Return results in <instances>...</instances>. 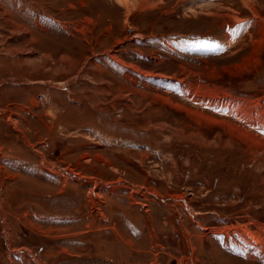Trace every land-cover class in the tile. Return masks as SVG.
<instances>
[{
  "label": "rangeland",
  "instance_id": "1",
  "mask_svg": "<svg viewBox=\"0 0 264 264\" xmlns=\"http://www.w3.org/2000/svg\"><path fill=\"white\" fill-rule=\"evenodd\" d=\"M0 264H264V0H0Z\"/></svg>",
  "mask_w": 264,
  "mask_h": 264
},
{
  "label": "crops",
  "instance_id": "2",
  "mask_svg": "<svg viewBox=\"0 0 264 264\" xmlns=\"http://www.w3.org/2000/svg\"><path fill=\"white\" fill-rule=\"evenodd\" d=\"M62 85H60V86H58L57 88L59 89L60 87H61ZM67 89H68V87H66V89H65V87H61V90L62 91H65V93L67 92ZM21 91L23 92L24 91V89H21ZM62 91H59V95L61 94V95H63L64 94V92H62ZM54 93H56V95H57V92H54ZM50 99H49V101L47 102V104H45V107H47L46 108V110H47V112L49 113V110L51 111V113H50V115H55L54 117H57V115L59 114V113H62V111H61V108H60V106H59V103H58V101L57 100H55L54 99V97H52V95L49 97ZM53 98V99H52ZM56 107H59V112L57 113V114H55V112H54V110H52L53 108H56ZM89 114H91V117H89L90 119H89V121L91 120V122H95L96 124H94V123H90V122H86V123H83V125L85 124V125H91V126H96L97 127V130L96 129H94V131L95 132H100L101 133V131L99 130L100 128L101 129H104L103 127L104 126H107L108 125V120L106 119V117H104V116H99L98 114H95V113H93V112H88L87 111V113H86V115H89ZM61 117V119H63L62 118V115L60 116ZM99 117H102V119L100 120L99 119ZM105 119H104V118ZM100 121H102V125L100 124L101 122ZM65 124H67L68 125V123H65ZM66 125V127H68ZM81 126V125H80ZM63 127V126H62ZM65 126H64V128H66ZM109 133V132H108ZM110 133H111V131H110ZM98 135V134H97ZM100 135V134H99ZM102 136V138L104 137L105 138V140L106 139H113V137H106V136H104V135H101ZM107 141V140H106ZM49 162V161H48ZM50 163H52V162H50ZM54 163H52V164H50V165H53ZM57 165V164H56ZM61 167V166H60ZM154 193H155V191H154ZM156 202H158L159 204H160V201H158L156 198H154V197H152ZM162 205V204H161ZM183 207H184V205H183ZM185 208V207H184Z\"/></svg>",
  "mask_w": 264,
  "mask_h": 264
},
{
  "label": "snow or ice",
  "instance_id": "3",
  "mask_svg": "<svg viewBox=\"0 0 264 264\" xmlns=\"http://www.w3.org/2000/svg\"><path fill=\"white\" fill-rule=\"evenodd\" d=\"M244 27H246V25H240L241 29H243ZM215 47H219V45H216Z\"/></svg>",
  "mask_w": 264,
  "mask_h": 264
},
{
  "label": "built area",
  "instance_id": "4",
  "mask_svg": "<svg viewBox=\"0 0 264 264\" xmlns=\"http://www.w3.org/2000/svg\"><path fill=\"white\" fill-rule=\"evenodd\" d=\"M143 190H145V189L143 188Z\"/></svg>",
  "mask_w": 264,
  "mask_h": 264
},
{
  "label": "water",
  "instance_id": "5",
  "mask_svg": "<svg viewBox=\"0 0 264 264\" xmlns=\"http://www.w3.org/2000/svg\"><path fill=\"white\" fill-rule=\"evenodd\" d=\"M121 185H123V184H121Z\"/></svg>",
  "mask_w": 264,
  "mask_h": 264
}]
</instances>
